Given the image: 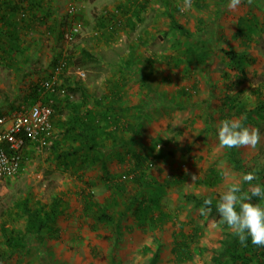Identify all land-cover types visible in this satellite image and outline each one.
Segmentation results:
<instances>
[{
  "label": "rangeland",
  "instance_id": "rangeland-1",
  "mask_svg": "<svg viewBox=\"0 0 264 264\" xmlns=\"http://www.w3.org/2000/svg\"><path fill=\"white\" fill-rule=\"evenodd\" d=\"M28 1L0 0V18L5 14L19 26L15 35L16 28L0 23L6 51L0 50V116L46 97L58 106L51 132L26 146L15 176L0 180V264H151L155 253L153 264H231L233 253L264 264V248L250 241L240 245L217 212L201 215V207L185 199L217 204L232 183L248 191L242 178L249 172L264 181V0H241L235 9L226 7L227 0H43L36 2L41 8ZM3 2L22 10L12 12ZM72 6L83 32L65 44L44 25L65 29ZM141 7L131 38L83 55L81 46L94 41L90 34L108 22L107 12ZM19 12H26V20ZM43 12L50 14L45 18ZM28 26L42 30L34 32L38 38L28 36ZM34 40L44 51L30 58L25 52ZM222 50L239 55L240 63ZM58 55L68 56L70 64L69 74L55 80V95L29 96L32 82L52 74ZM112 71L140 76L145 97L151 94L148 76L166 71L174 79L165 111L146 115L153 118L148 129L141 108L142 128L135 133L117 112L105 111L106 105L116 108L99 99ZM77 72L85 77L78 79ZM88 102L95 111L87 112ZM258 106L261 112L245 124L259 129L257 147L222 148L219 123L242 122ZM81 121L92 126L87 135H81ZM84 145L98 149L66 156ZM26 201L30 210H41L43 222L50 218L40 232L29 229Z\"/></svg>",
  "mask_w": 264,
  "mask_h": 264
},
{
  "label": "built area",
  "instance_id": "built-area-1",
  "mask_svg": "<svg viewBox=\"0 0 264 264\" xmlns=\"http://www.w3.org/2000/svg\"><path fill=\"white\" fill-rule=\"evenodd\" d=\"M76 13L74 6L68 9L67 16L72 21H69L65 29L60 30V38L65 44L74 43L83 32L81 21L75 18ZM110 13L119 23L118 18L122 15L120 10ZM26 15V12H19L18 14L19 18L24 20H26ZM106 15L107 17L109 16L108 14ZM29 27L27 28V34L31 37L35 35L34 32L36 33L38 28L36 26ZM108 28L112 29V26ZM46 35L49 34L47 33ZM91 35L99 38L101 32L95 31ZM68 67V56L65 55L57 58L51 77L40 84L41 89L55 95V80L58 76L69 74ZM75 75L78 79L85 77L83 72H77ZM59 92L61 94L65 93L64 90H60ZM53 100L52 98L48 104L38 102L31 106L20 105L11 113L0 116V180H6L15 176L21 168L26 146L38 139L44 138L51 132L53 128Z\"/></svg>",
  "mask_w": 264,
  "mask_h": 264
},
{
  "label": "clouds",
  "instance_id": "clouds-1",
  "mask_svg": "<svg viewBox=\"0 0 264 264\" xmlns=\"http://www.w3.org/2000/svg\"><path fill=\"white\" fill-rule=\"evenodd\" d=\"M240 3L241 0H227L226 7L235 9ZM216 136L220 146L227 150L255 149L260 142L258 128H250L232 119L219 123ZM242 180L250 186L249 190L245 191L241 183L230 184L219 195L216 211L221 223L237 236L240 245L247 246L250 241L252 245L264 248V181L252 172L246 173ZM210 205L211 201L205 199L200 214L210 212Z\"/></svg>",
  "mask_w": 264,
  "mask_h": 264
},
{
  "label": "crops",
  "instance_id": "crops-1",
  "mask_svg": "<svg viewBox=\"0 0 264 264\" xmlns=\"http://www.w3.org/2000/svg\"><path fill=\"white\" fill-rule=\"evenodd\" d=\"M135 10V8L132 9V11ZM134 12H127V13H122V15L118 18V20L120 21V19L124 17V19L127 21L128 19H130V21L134 24L136 23L135 18L137 17V15H133ZM28 24V23H27ZM29 27V26H28ZM27 27V28H28ZM39 30V29H38ZM37 30V31H38ZM42 30H39L38 32H41ZM136 33V30H132L130 27L125 28L123 30H121L119 32V34H117L114 40H116L120 37H124V36H129V38H131V35L133 36V34ZM36 35H33V38H38L36 37ZM32 38V36L30 37ZM110 40V39H109ZM107 41V37L103 38L101 41L99 40H95L94 41H90L88 43V47L81 46L82 47V51H93V50H104L105 47H109L110 45H114L116 44V41H114V43L110 41ZM30 44L32 45V47H28L26 48V52L25 54L27 55V57L32 58L33 56H36L39 52V50L44 51V47L43 44H41L38 40H34L33 42H30ZM37 44V45H36ZM45 45V43H44ZM28 49V51H27ZM31 54V55H30ZM30 55V56H29ZM168 73L165 71L164 73H162L161 71H158L155 74H152L150 76H148L146 79H144L146 81V83L148 84V90L151 92V94L148 97L143 96V94H145L146 96L148 95V92H146L144 90V88L141 86V77L137 76L136 74H131L128 75L126 72H109L106 74L105 78V87L106 89L101 90L100 92V97L99 99H101V102L105 101L110 103L109 105H111L110 107H114L112 103L116 104V108L114 109H107V105L105 106V111L108 112H117L118 115H120V122L124 123L125 127L130 128L134 133L138 128H142L141 124V117L142 115H139V110L141 108L142 112L145 114L143 116V118L146 117V122L147 125V129L150 126V122L153 118H149L148 116H151L152 114H156V110H161L162 107L166 104V100L164 98V96H166L170 91V89H174L172 88L171 83L173 82V78L170 76H167ZM182 79V78H181ZM115 87V88H114ZM88 89V88H87ZM89 90V89H88ZM193 92V91H192ZM93 92L90 93V98L91 96L94 97V95L92 94ZM145 97V99H144ZM88 98V100L90 101L91 99ZM163 98V99H162ZM144 99V101H143ZM57 103V102H56ZM91 102L86 103V105L88 107H90ZM58 106V105H57ZM159 108V109H158ZM96 107L94 105H92V107L89 108V110L87 112H92L95 111ZM14 110V109H13ZM163 111H165L164 109H162ZM12 111V110H11ZM11 111L3 114H9L11 113ZM56 111H57V107L53 116V127H54V120L56 119ZM160 112V111H158ZM148 115V116H146ZM159 114H157L158 116ZM119 120V117H117ZM92 119V118H90ZM140 119V120H139ZM56 121V120H55ZM163 122V121H162ZM169 119L167 122L168 123ZM155 123V121L153 122ZM158 123V122H157ZM144 126V125H143ZM145 127V126H144ZM143 127V129H144ZM133 136V134H132ZM111 143V142H108ZM98 149V148H97ZM96 149V150H97Z\"/></svg>",
  "mask_w": 264,
  "mask_h": 264
},
{
  "label": "trees",
  "instance_id": "trees-1",
  "mask_svg": "<svg viewBox=\"0 0 264 264\" xmlns=\"http://www.w3.org/2000/svg\"><path fill=\"white\" fill-rule=\"evenodd\" d=\"M41 1H43V0H33V1H31V0H29L28 1V3L30 4V6H32L33 8H35V7H40V4H36V2H41ZM3 5L6 7V8H8L9 10H11L12 12H15V11H21L22 9H20V7H15V8H13V6H12V4H10V2H3ZM41 8V7H40ZM141 9H143L142 7L140 8V9H135V10H131V12H134L133 13V15H137L138 13H140L138 10H141ZM118 10H120L121 11V13H127L128 11L126 10V9H122V8H118ZM44 14H45V18H47V16L50 14H48V12H43ZM107 13H109L108 15V22L106 23L105 22V24L104 25H99V26H97V28H95L91 33H93V32H95V31H97V32H101V35H100V37L99 38H95V37H93L91 34H90V36H91V38H93V39H95V40H99V41H101L103 38H105V37H107V41L110 39V40H114L115 39V37H116V35L117 34H119V32L121 31V30H123V29H125V28H128V27H130L131 29L133 28V23L130 21V19H128L127 21L124 19V17H123V19L121 18L120 19V22L118 23L117 22V19L110 13V12H107ZM67 14V13H66ZM67 16V15H66ZM68 17V16H67ZM44 17H42L41 16V19L42 20H44V21H46V19H45ZM75 18H77V19H79V17H78V15H77V13H76V15H75ZM1 21H2V23L3 24H5V26H8L9 28H10V26H12V27H14V29L16 28V32L14 31V33L13 34H15L16 35V33L18 32V29H19V26H18V24H13L12 25V22L9 20V18H7L6 17V15L5 14H3L2 16H1V18H0V23H1ZM40 20H36V22H39ZM43 21V22H44ZM117 22V23H116ZM23 23H25L24 21H23ZM2 24V25H3ZM42 25V24H41ZM47 25H49L47 22H46V24L44 25V27L48 30V32H50L51 34H52V32H54V33H56V36L55 37H57V39H61L60 38V35H61V31L60 30H54V29H52V27H48ZM22 26H24V25H22ZM109 26H112V29H109L108 27ZM177 30H179L184 36H189V33H188V31L187 30H185L182 26H180V25H178V24H174L173 25ZM21 27V26H20ZM54 30V31H53ZM108 30H110V32H108ZM4 37V33L2 34V31H1V26H0V40L2 41H5L4 39L5 38H3ZM12 40V38H9V37H7V40H9V41H11ZM109 40V41H110ZM0 50H2V51H4L5 53H6V51H5V49L3 48V45H2V43L0 42ZM222 52L224 53V55L226 56V57H228L233 63H235V64H239L240 63V61H241V57L239 56V55H237V54H235L234 52H232V51H227V50H222ZM83 53V55L84 56H90V54H88V52L87 51H83L82 52ZM57 58H60V56L58 55V56H56L55 58H54V61H53V65H52V67L54 68V66H55V64H56V60H57ZM68 63L70 64V59L68 58ZM29 64H31V60H29L28 61V65ZM52 71H53V69H52ZM52 75V74H51ZM50 75V76H51ZM50 76L49 75H47V76H44L43 78H41V79H37V81H35V82H32L31 83V85H30V90H29V93H30V95L29 96H31V94L33 95V96H38V95H40V94H43V92L45 91L44 89H41V86H40V84L42 83V82H44V81H46V80H48L49 78H50ZM64 81L65 82H67V80H65L64 79ZM47 94H49V95H52V93H47ZM52 98H50V97H46V99L44 100V101H42L41 103H43V104H48L49 103V101L51 100ZM35 104V103H34ZM22 105H25V104H22ZM33 105V104H32ZM27 106H31V105H27ZM56 107H57V103L55 102V100H53V104H52V108H53V116H54V113H55V110H56ZM18 108V107H17ZM17 108H15L14 110H16ZM14 110H12V111H14ZM261 110H262V106H258V107H256V108H254V109H252L246 116H245V118L242 120V122L241 123H243L244 125L253 117V115H255V114H257V113H259V112H261ZM11 111V112H12ZM53 116H52V121H53ZM86 117L89 119V120H91L90 119V117H91V115H86ZM81 123H82V125H84L83 126V128H82V132H81V135H87L88 133H87V131H89V129H90V127H92L91 125L89 126V124L88 123H86V122H84V121H81ZM95 149H97V146H88L87 147V145H84V146H80V147H78V148H73L72 150H70V152H68L67 153V155L66 156H68V157H71V156H75L76 154H78L79 152H81V151H84V152H91V151H94ZM185 199L188 201V202H191V203H193L196 207H202L203 206V203H204V200L206 199V198H201V197H195V196H186L185 197ZM216 205L217 204H215V203H212L211 202V205H210V208H211V211H215V212H217L216 211ZM144 211H146V213H148V212H150L151 210L149 209V208H146V209H144ZM23 212H24V214L26 215V217L28 218V220H29V229L31 230V229H33L35 232H40L43 228H45L46 227V224H47V222L50 220V218H46L45 219V222H43L42 220H41V210H34V211H32V210H30L28 207H27V201L26 202H24V207H23ZM122 221V219H120L119 220V222H121ZM196 231L194 232V233H192V236L190 237L191 238V240L193 241V240H195L196 239ZM6 243L9 245V244H12V243H15L14 241H10V240H6ZM183 244H186L185 242H183L182 243V245ZM172 252L174 253V254H176V248H174L173 250H172ZM222 254L223 253H221L218 257H217V259H218V261H220V258L222 257ZM177 257V259L178 260H181V256L180 255H177L176 256ZM156 259H157V253H155L154 254V256L152 257V260H151V264H153L155 261H156ZM230 263L231 264H262L259 260H256V261H252L251 259H249V258H246L245 256H243V255H239V254H236V253H233L231 256H230Z\"/></svg>",
  "mask_w": 264,
  "mask_h": 264
}]
</instances>
